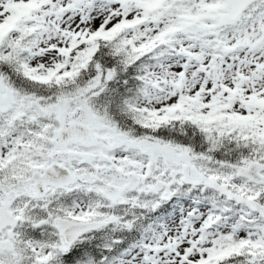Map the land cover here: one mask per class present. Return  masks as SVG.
Wrapping results in <instances>:
<instances>
[{"label":"snow or ice","instance_id":"6c2138e0","mask_svg":"<svg viewBox=\"0 0 264 264\" xmlns=\"http://www.w3.org/2000/svg\"><path fill=\"white\" fill-rule=\"evenodd\" d=\"M0 264H264V0H0Z\"/></svg>","mask_w":264,"mask_h":264}]
</instances>
